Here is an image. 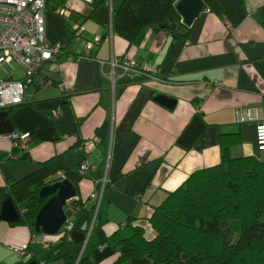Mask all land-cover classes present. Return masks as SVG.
<instances>
[{
  "label": "crops",
  "instance_id": "1",
  "mask_svg": "<svg viewBox=\"0 0 264 264\" xmlns=\"http://www.w3.org/2000/svg\"><path fill=\"white\" fill-rule=\"evenodd\" d=\"M58 1L46 7V38L61 44L63 51L35 76L41 86L33 96L27 92L24 103L7 115L14 130L0 134V215L8 181L24 178L62 153L68 167H79L83 160L95 167L85 172L79 193L67 201V222L60 229L71 222L84 237L62 243L60 231L34 232L26 224H13L19 219L0 217V264H116L118 254L108 238L130 216L152 238L149 220L155 206L194 170L220 162V132H240L242 143L233 148L234 155L264 160L256 122L241 123L235 113L238 107H254L264 116L259 10L264 0H245L247 17L236 27L206 9L188 38L174 40L170 31L150 27L142 44L130 48L113 31V12L122 0ZM59 3L64 15L55 9ZM79 26L82 35L72 34L70 27ZM124 55L137 61L143 73L110 66ZM3 67L4 78L24 76L12 65L13 71ZM159 94L175 98L174 107L160 104ZM14 133L30 135L26 146L12 138ZM78 140L82 144L74 146ZM87 140L94 141L89 151ZM79 198L81 206L73 202ZM93 233L96 239L88 253ZM14 246L23 247L25 255H18ZM118 264L154 263L148 256H131Z\"/></svg>",
  "mask_w": 264,
  "mask_h": 264
},
{
  "label": "trees",
  "instance_id": "2",
  "mask_svg": "<svg viewBox=\"0 0 264 264\" xmlns=\"http://www.w3.org/2000/svg\"><path fill=\"white\" fill-rule=\"evenodd\" d=\"M53 1L59 2L47 0L46 6L53 7ZM175 1L122 0L113 12V31L128 42L129 48L142 44L150 27L170 31L174 40L186 39L193 27L182 23ZM203 2L210 13L225 17L231 26L240 25L247 17L245 0ZM60 6L61 3L55 9ZM259 10L264 27V4ZM70 31L76 34V28L70 27ZM137 66L142 72L138 62ZM40 86L33 78L28 92L34 94ZM23 103L7 108L8 114ZM241 143L240 132H220V162L194 170L155 206L149 220L155 232L152 238L145 236L137 217L130 216L107 240L118 254L116 264L131 256H148L154 264H264V160L253 155H234L233 148ZM81 144L78 140L74 146ZM62 176L79 193L84 174L79 173L78 166L68 167L62 153L41 162L24 178L8 181L6 198H11L20 212L19 220L13 224H26L35 232L37 214L48 199L40 196V190L52 178ZM73 202L81 206L82 199ZM94 236L93 233L88 243V253ZM60 239L68 242L65 234Z\"/></svg>",
  "mask_w": 264,
  "mask_h": 264
},
{
  "label": "built area",
  "instance_id": "3",
  "mask_svg": "<svg viewBox=\"0 0 264 264\" xmlns=\"http://www.w3.org/2000/svg\"><path fill=\"white\" fill-rule=\"evenodd\" d=\"M92 3V0H83ZM47 0H0V67L9 65L12 62L19 64L24 72L22 79L4 78L0 80V110L7 109L24 101L29 85L33 78L41 71L44 63L54 60L63 51L59 43H48L46 38V11ZM59 12L65 14V9L60 8ZM83 28L77 27L76 34L82 35ZM96 41H99L97 39ZM92 41H87V46H93ZM110 66L119 67L124 73L136 75L141 72L134 59L119 58L113 59ZM12 68V67H11ZM149 69V68H146ZM13 71V68L12 70ZM10 74L12 72H9ZM156 78V75H151ZM33 96V93H29ZM59 109L56 110V113ZM238 121H257V142L261 151L264 152V116L260 109L254 107L241 108L235 111ZM29 134H12V138L18 139L22 146H26ZM87 151L94 147L91 140L84 141ZM94 170L87 160H83L78 167L80 174L87 170ZM106 182V178L103 179ZM74 224L68 223L60 232L71 239ZM18 255H25L21 246L13 247ZM36 264H49L45 260H39Z\"/></svg>",
  "mask_w": 264,
  "mask_h": 264
},
{
  "label": "water",
  "instance_id": "4",
  "mask_svg": "<svg viewBox=\"0 0 264 264\" xmlns=\"http://www.w3.org/2000/svg\"><path fill=\"white\" fill-rule=\"evenodd\" d=\"M175 8L186 27H191L206 10L203 0H176ZM156 100L160 104L170 108H173L176 104L175 98L165 94L157 95ZM7 115V110H0V134L9 133L14 130L13 122L10 118H7ZM51 192H55L56 194L49 198L41 207L35 221L36 230L46 234L58 233L67 222L65 206L67 201L76 195V189L68 179L57 177L42 187L40 195L45 197ZM0 217L8 221L19 219V212L11 198L5 201ZM71 234L76 241L84 237V234L78 230H73Z\"/></svg>",
  "mask_w": 264,
  "mask_h": 264
},
{
  "label": "rangeland",
  "instance_id": "5",
  "mask_svg": "<svg viewBox=\"0 0 264 264\" xmlns=\"http://www.w3.org/2000/svg\"><path fill=\"white\" fill-rule=\"evenodd\" d=\"M12 66H14L15 68H16V70L18 69V70H22V68H21V66L19 65V64H17L16 62H12ZM23 71V70H22ZM7 75V73H6V70H5V68L2 66V67H0V80L2 79V78H4L5 76Z\"/></svg>",
  "mask_w": 264,
  "mask_h": 264
},
{
  "label": "flooded vegetation",
  "instance_id": "6",
  "mask_svg": "<svg viewBox=\"0 0 264 264\" xmlns=\"http://www.w3.org/2000/svg\"><path fill=\"white\" fill-rule=\"evenodd\" d=\"M6 110V109H5Z\"/></svg>",
  "mask_w": 264,
  "mask_h": 264
}]
</instances>
